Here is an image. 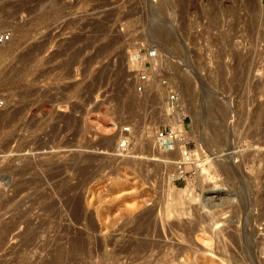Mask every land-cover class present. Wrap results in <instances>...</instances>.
<instances>
[{"label":"rangeland","instance_id":"1","mask_svg":"<svg viewBox=\"0 0 264 264\" xmlns=\"http://www.w3.org/2000/svg\"><path fill=\"white\" fill-rule=\"evenodd\" d=\"M0 32V264H264V0H0Z\"/></svg>","mask_w":264,"mask_h":264},{"label":"bare ground","instance_id":"2","mask_svg":"<svg viewBox=\"0 0 264 264\" xmlns=\"http://www.w3.org/2000/svg\"><path fill=\"white\" fill-rule=\"evenodd\" d=\"M143 132H144V131H143ZM142 134H143V133H142ZM143 135H144V134H143ZM145 135H146V134H145ZM141 136H142V135H141ZM255 140H256V139H255ZM261 141H262V140H261ZM255 143H256V142H255ZM256 144H257V143H256ZM258 144H260V146H261V144H263V143H262V142H261V143L258 142ZM258 144H257V145H258ZM260 146H259V147H260ZM257 147H258V146H257ZM263 147H264V146H263ZM260 148H261V147H260ZM183 149H184V148H183ZM183 149H182V150H183ZM262 149H263V148H262ZM184 150H185V149H184ZM256 150H257V149H256ZM258 150H259V149H258ZM161 152H162V151H161ZM167 152H168V151H167ZM136 157L138 158V156H136ZM148 158H150V157H148ZM148 160L151 161V160H156V159H155V158H154V159H151V158H150V159H148ZM144 162H145V161H144ZM146 162H147V161H146ZM161 163H163V165H166V161H164V160H163V161H159V165H160ZM178 163H179L178 165H180V162H178ZM181 164H182V163H181ZM178 165H177V168H178ZM220 165H221V164H220ZM160 166H162V164H161ZM177 168H176V169H177ZM181 168H182V167H181ZM178 169H179V168H178ZM178 169H177V170H178ZM136 170H137V168H136ZM148 171H149V170H148ZM178 173H179V172H178ZM215 173H216V172H215ZM211 175H213V174H211ZM215 178H216V177H215ZM212 187H213V186H212ZM214 187H215V186H214ZM214 187H213V189H214ZM207 189H208V188H207ZM204 190H205V189H204ZM227 193H228V192H227ZM203 195H204V194H203ZM211 196H212V195H211ZM215 198H216V197H215ZM204 199H205V198H204ZM209 200H210V199H209ZM204 201H205V200H204ZM219 201H220V199H219ZM219 201H218V202H219ZM206 202H207V200H206ZM210 202H211V201H210ZM208 203H209V201H208ZM202 204H203V203H202ZM202 204H201V205H202ZM216 204H217V203H216ZM211 205H212V204H211ZM217 205H218V204H217ZM208 207H209V206H208ZM211 207H212V206H210V208H211ZM167 208H168V207H167ZM210 208H209V210H210ZM213 208H214V207H213ZM213 208H212V210L214 211ZM201 209H202V208H201ZM216 209L218 210V208H216ZM221 209H222V208H221ZM165 210H166V209H165ZM204 210H205V209H204ZM206 210H207V208H206ZM201 211H202V210H201ZM207 211H208V210H207ZM213 211H212V212H213ZM220 211H221V210H220ZM226 211H227V210H226ZM203 212H204V211H203ZM216 212H217V211H216ZM216 212H214V214H215ZM196 213H197V212H196ZM220 213H221V212H220ZM226 213H227V212H226ZM188 214H189V213H188ZM206 214H207V212H206ZM214 214H213V215H214ZM218 214H219V213H218ZM196 215H197V214H196ZM211 215H212V214H211ZM163 216H164V215H163ZM205 216H206V215H205ZM217 216H218V215H217ZM217 216H216V217H217ZM221 216H222V215H221ZM211 217H212V216H211ZM211 217H210V218H211ZM216 217H214V218H216ZM219 217H220V216H219ZM214 218H213V219H214ZM195 219H196V218H195ZM199 219H200V218H199ZM205 219H206V218H205ZM216 219H218V218H216ZM220 219H221V218H220ZM224 219H225V218H224ZM224 219H223V220H224ZM179 220H180V219H179ZM202 220H203V218H202ZM211 220H212V219H211ZM211 220H210V221H211ZM175 221H176V220H175ZM194 221H195V220H194ZM207 221H208V220H207ZM213 221H214V220H213ZM220 221H221V220H220ZM230 221H231V220H230ZM189 222H190V221H189ZM203 222H204V221H203ZM214 222H215V221H214ZM216 222H217V220H216ZM223 222H224V221H223ZM225 222H226V221H225ZM175 224H176V223H175ZM175 224H174V225H175ZM189 224H190V223H189ZM192 224H195V223H193V220H192ZM217 224H218V223H217ZM199 225H200V224H199ZM199 225H198V226H199ZM208 225H209V224H208ZM210 225H211V224H210ZM213 225H214V223H213ZM219 225H221V224H219ZM163 226H164V225H163ZM175 226H176V225H175ZM177 226H178V225H177ZM204 226H205V225H204ZM172 227H173V226H172ZM202 227H203V225H202ZM202 227H201V228H202ZM208 227H209V226H208ZM163 228H164V227H163ZM174 228H175V227H174ZM176 228H177V227H176ZM181 228H182V227H181ZM192 228L195 229V227H192ZM206 228H207V227H206ZM120 229H121V228H120ZM120 229H119V230H120ZM182 229H183V228H182ZM187 229H188V227H187ZM203 229H204V228H203ZM216 229H218V227H217ZM216 229H215V230H216ZM219 229H220V228H219ZM156 230H157V229H156ZM164 230H165V229H164ZM176 230H177V229H176ZM176 230H175V232H176ZM196 230H197V229H196ZM159 231H160V230H159ZM200 231H201V229H200ZM204 231H205V230H204ZM206 231H207V230H206ZM208 231H209V230H208ZM217 231H219V230H217ZM156 232H157V231H156ZM166 232H167V230H166ZM171 232H172V230H171ZM201 232H202V231H201ZM219 232H221V231H219ZM219 232H218V234H219ZM167 233H169V232H167ZM177 233H178V232H177ZM179 233H180V232H179ZM191 233H192V232H191ZM191 233H190V234H191ZM204 233H205V232H204ZM211 233H212V232H211ZM211 233H210V234H211ZM163 234H164V233H163ZM188 234H189V233H188ZM213 234H214V233H213ZM216 234H217V233H216ZM218 234H217V235H218ZM224 234H225V233H224ZM224 234H223V235H224ZM157 235H158V234H157ZM157 235H156V236H157ZM172 235H173V234H172ZM179 235H180V234H179ZM167 236H168V235H167ZM191 236H192V235H191ZM157 237H160V235L157 236ZM164 237H165V235H164ZM223 237H224V236H223ZM223 237H221V238H223ZM155 238H156V237H155ZM161 238H162V237H161ZM165 238H166V237H165ZM170 238H171V237H170ZM174 238L176 239V237H174ZM181 238H182V237H181ZM188 238H189V237H188ZM214 238H215V237H214ZM166 239H167V238H166ZM168 239H169V238H168ZM184 239H185V238H184ZM225 239H226V238H225ZM225 239H224V240H225ZM185 240H186V239H185ZM215 240H217V238H216ZM218 240H219V238H218ZM226 240H227V239H226ZM164 241H165V240H164ZM164 241H162V242H164ZM174 241H175V240H174ZM168 242H170V241H168ZM176 242H177V241H176ZM181 242H182V241H181ZM184 242H185V241H184ZM166 243H167V242H166ZM173 243H174V242H173ZM173 243H172V244H173ZM187 243H188V242H187ZM222 243H224V242L222 241ZM168 244H170V243H168ZM192 244H193V242H192ZM165 245H166V244H165ZM165 245H164V246H165ZM225 245H227V244H225ZM225 245H224V247H225ZM168 246H169V245H168ZM171 246H173V245H171ZM171 246H169V248H170ZM176 246H177V245H176ZM179 246H180V245H179ZM186 246H187V245H186ZM189 246H190V245H189ZM192 246H193V245H192ZM221 246H223V245H221ZM174 247H175V246H174ZM177 247H178V246H177ZM195 247H196V246H195ZM215 247H216V246H215ZM167 248H168V247H167ZM169 248H168V249H169ZM188 248H189V247H188ZM211 248H212V247L209 248L210 251H211ZM222 248H223V247H222ZM176 249H177V248H175V250H176ZM182 249H183V247H182ZM182 249H181V250H182ZM184 249H185V248H184ZM197 249H198V248H197ZM220 249H221V248H220ZM170 250H171V249H170ZM170 250H169V251H170ZM175 250H174V248H173V251H175ZM226 250H228V249H226ZM179 251H180V248H179ZM185 251H186V250H185ZM203 251H204V250H203ZM182 252H183V251H182ZM182 252H181V253H182ZM188 252H189V251H188ZM192 252H193V251H192ZM217 252H218V250H217ZM217 252H216V254H217ZM220 252H221V251H220ZM193 253H194V252H193ZM193 253H192V254H193ZM198 253H201V251H199ZM205 253H207V251H206ZM205 253H203V254H205ZM223 253H224V252H223ZM226 253H228V252H226ZM179 254H180V253H179ZM192 254H191V255H192ZM221 254H222V253H221ZM228 254H229V253H228ZM177 255H178V254H177ZM177 255H176V256H177ZM182 255H184V254L182 253ZM229 255H230V254H229ZM205 256H206V255H205ZM207 256H208V255H207ZM227 256H228V255H227ZM230 256H231V255H230ZM178 257H180V256H178ZM191 257H192V256H191ZM193 257H194V256H193ZM193 257H192V258H193ZM195 257H196V255H195ZM174 258H175V256H174ZM182 258H183V257H182ZM206 258H207V257H206ZM177 259H178V258H177ZM177 259L175 258L176 261H177ZM213 259L215 260V257H214ZM220 259H221V258H220ZM179 260H180V258H179ZM186 260H187V259H186ZM211 260H212V259H211ZM181 261H182V260H181ZM219 261H220V260H219ZM224 261H225V260H224ZM171 262L173 263V261H171ZM184 262H185V260H184ZM186 262H189V261H186ZM217 262H218V260H217ZM177 263H178V262H177ZM177 263H173V264H177ZM170 264H171V263H170ZM181 264H182V262H181Z\"/></svg>","mask_w":264,"mask_h":264},{"label":"built area","instance_id":"3","mask_svg":"<svg viewBox=\"0 0 264 264\" xmlns=\"http://www.w3.org/2000/svg\"><path fill=\"white\" fill-rule=\"evenodd\" d=\"M6 40H8V35L4 34L3 32H0V44L6 42ZM123 132L125 134H129V128H123ZM175 138V129L173 128H169L168 130H164V131H160L157 139H159L160 141H163L165 143H170L171 141H173ZM128 143V137H125L123 139L122 142H120V148L124 149L126 148Z\"/></svg>","mask_w":264,"mask_h":264}]
</instances>
